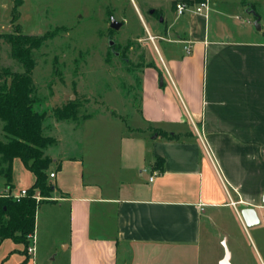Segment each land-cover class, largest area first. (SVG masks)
Here are the masks:
<instances>
[{
  "label": "crops",
  "instance_id": "crops-1",
  "mask_svg": "<svg viewBox=\"0 0 264 264\" xmlns=\"http://www.w3.org/2000/svg\"><path fill=\"white\" fill-rule=\"evenodd\" d=\"M174 1L154 9V33L146 23L162 65L142 73L138 115L89 118L45 150L48 257L37 208L35 254L0 243L16 264H264V0L181 15ZM14 177L20 190L36 180L19 157ZM246 207L259 224L246 225Z\"/></svg>",
  "mask_w": 264,
  "mask_h": 264
},
{
  "label": "rangeland",
  "instance_id": "rangeland-1",
  "mask_svg": "<svg viewBox=\"0 0 264 264\" xmlns=\"http://www.w3.org/2000/svg\"><path fill=\"white\" fill-rule=\"evenodd\" d=\"M156 7L167 10L169 0H0V69L24 70L12 55L7 35L55 34L33 50L32 98L34 110L43 114V135H53L56 143V137L65 140L79 132L89 118L108 115L129 121L138 115L142 73L155 62L162 65L151 51L153 38L146 28L147 23L155 32L159 15L150 11ZM112 17L122 23L119 29L111 27ZM0 140L7 141L1 119ZM3 166L0 157V170ZM13 184L20 192L15 177ZM7 187L5 176H0V192ZM38 210L41 226V203ZM40 228L38 245L48 257L51 241ZM9 249V243L0 245V256L5 254L0 264L4 259L16 264V256L12 257L16 251ZM61 262L62 256L50 263Z\"/></svg>",
  "mask_w": 264,
  "mask_h": 264
},
{
  "label": "trees",
  "instance_id": "trees-1",
  "mask_svg": "<svg viewBox=\"0 0 264 264\" xmlns=\"http://www.w3.org/2000/svg\"><path fill=\"white\" fill-rule=\"evenodd\" d=\"M173 2L175 6L176 2ZM191 3L205 0H189ZM155 13L160 15L159 10ZM55 34L42 35L17 32L7 35L12 45L13 57L23 65L22 72L10 68L0 69V119L7 141L0 140L2 169L9 188L13 182V160L19 157L25 167L32 171L36 180L27 195L19 199L11 195L0 196V243L7 238L18 243L29 244L36 229V214L40 201L36 195L49 197L54 190L48 182L47 170L52 159L45 150L54 143L50 136L43 135V114L34 110L33 70L36 61L33 50L44 45ZM7 164V166H5Z\"/></svg>",
  "mask_w": 264,
  "mask_h": 264
},
{
  "label": "built area",
  "instance_id": "built-area-1",
  "mask_svg": "<svg viewBox=\"0 0 264 264\" xmlns=\"http://www.w3.org/2000/svg\"><path fill=\"white\" fill-rule=\"evenodd\" d=\"M174 7H175V12L177 14L181 15V14H184L185 12H188L191 10H193L197 13H204L209 8V4L206 1L200 2L198 4H193L189 0H178ZM185 50L187 52H189L191 50V44L185 45ZM49 176L51 178H53V177H55V173L50 172ZM150 180H153V176L150 177ZM27 193H28L27 189H22V190H20V192L10 193V195L15 199H19L23 196H26ZM36 198L38 200H40L42 197L39 195H36ZM28 251L30 254H35V247L34 246L29 247Z\"/></svg>",
  "mask_w": 264,
  "mask_h": 264
},
{
  "label": "water",
  "instance_id": "water-1",
  "mask_svg": "<svg viewBox=\"0 0 264 264\" xmlns=\"http://www.w3.org/2000/svg\"><path fill=\"white\" fill-rule=\"evenodd\" d=\"M151 13H154V9L150 11ZM122 26V23L117 21L114 17L111 18V27L114 29H119ZM255 26L260 29L261 25L259 23V18H257V20L255 21ZM114 42L111 41V44H113ZM161 84H163V80L161 79ZM241 214L245 220V223L248 227H253L257 224H259V218L257 215V211L256 209L252 208V207H246L243 208L241 211Z\"/></svg>",
  "mask_w": 264,
  "mask_h": 264
}]
</instances>
